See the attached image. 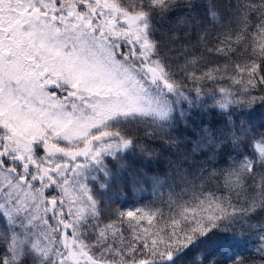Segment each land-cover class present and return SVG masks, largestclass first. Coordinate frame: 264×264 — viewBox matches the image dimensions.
Returning <instances> with one entry per match:
<instances>
[{
    "label": "snow or ice",
    "instance_id": "obj_1",
    "mask_svg": "<svg viewBox=\"0 0 264 264\" xmlns=\"http://www.w3.org/2000/svg\"><path fill=\"white\" fill-rule=\"evenodd\" d=\"M257 108L264 0H0V264H264Z\"/></svg>",
    "mask_w": 264,
    "mask_h": 264
},
{
    "label": "trees",
    "instance_id": "obj_2",
    "mask_svg": "<svg viewBox=\"0 0 264 264\" xmlns=\"http://www.w3.org/2000/svg\"><path fill=\"white\" fill-rule=\"evenodd\" d=\"M189 120H188V125L189 127L191 126H211L214 125L216 121L220 119V116L218 114V110L213 112V111H202L200 109H191L189 111ZM246 119L251 121L255 126L259 127L260 124L264 123V109L257 108L254 110H251L246 116ZM185 123L181 122L177 125L176 129L173 132V136L176 138H181L183 137L184 129H185ZM154 147L157 149L159 152V156L147 163V169L150 172H164L168 169L169 167V162L173 161L177 158V153L173 151L172 148L164 146L161 141H157L154 144ZM181 149H183L185 146L183 144L180 145ZM197 166L200 167H223V163H214V162H208L205 164L200 156L195 157ZM134 164L139 165L140 161L135 160L133 161ZM111 166V165H110ZM185 167H188V164L185 165ZM196 168L192 167L191 168V173H195ZM148 187V191L146 192H139L133 190L131 187L121 189L119 187H113L112 191L110 194L115 195V194H120L121 199L116 200L113 202V207L117 206H127V208H134L136 206H143L145 204H149L153 197H152V190L150 186ZM162 191L167 193V189H163ZM256 223H261L262 221H254ZM246 255H249L250 253H245Z\"/></svg>",
    "mask_w": 264,
    "mask_h": 264
}]
</instances>
